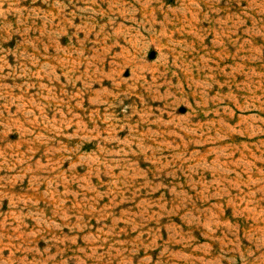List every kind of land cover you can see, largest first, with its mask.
I'll return each instance as SVG.
<instances>
[{
  "label": "rangeland",
  "instance_id": "rangeland-1",
  "mask_svg": "<svg viewBox=\"0 0 264 264\" xmlns=\"http://www.w3.org/2000/svg\"><path fill=\"white\" fill-rule=\"evenodd\" d=\"M0 264H264V0H0Z\"/></svg>",
  "mask_w": 264,
  "mask_h": 264
}]
</instances>
